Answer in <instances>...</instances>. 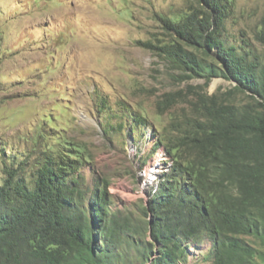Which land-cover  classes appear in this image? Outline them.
I'll use <instances>...</instances> for the list:
<instances>
[{
    "label": "rangeland",
    "instance_id": "rangeland-1",
    "mask_svg": "<svg viewBox=\"0 0 264 264\" xmlns=\"http://www.w3.org/2000/svg\"><path fill=\"white\" fill-rule=\"evenodd\" d=\"M227 2L222 40L250 60L255 55L262 60L264 0ZM199 5L198 0H0V184L8 167L24 162L36 167L61 155L78 167V186L88 196L108 180L112 212L138 226L135 239L150 241L152 220L143 206L172 165L161 140L176 142V126L196 115L201 100L259 109V99L231 81L182 80L156 50L144 46L170 44L175 34L167 28ZM208 52L215 58V49ZM240 238L264 252L260 239ZM185 246L188 255L180 264L214 263L209 237ZM123 247L121 262L148 264L142 247Z\"/></svg>",
    "mask_w": 264,
    "mask_h": 264
},
{
    "label": "trees",
    "instance_id": "trees-1",
    "mask_svg": "<svg viewBox=\"0 0 264 264\" xmlns=\"http://www.w3.org/2000/svg\"><path fill=\"white\" fill-rule=\"evenodd\" d=\"M198 3L183 22L168 25L170 44L144 46L182 80L231 81L259 99V109L201 100L196 115L176 126V142L161 140L171 172L143 206L152 220L144 244L132 236L138 226L112 212L108 180L88 196L78 186V167L61 155L8 167L0 184V264H118L125 244L142 247L148 264H180L185 242L204 236L214 242L213 264H264V252L240 238L264 245V58L250 60L222 40L227 0Z\"/></svg>",
    "mask_w": 264,
    "mask_h": 264
}]
</instances>
